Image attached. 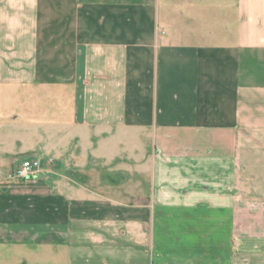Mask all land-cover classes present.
<instances>
[{
	"label": "crops",
	"instance_id": "0c3cea01",
	"mask_svg": "<svg viewBox=\"0 0 264 264\" xmlns=\"http://www.w3.org/2000/svg\"><path fill=\"white\" fill-rule=\"evenodd\" d=\"M2 87L54 95L56 154L0 188V256L264 264V0H0Z\"/></svg>",
	"mask_w": 264,
	"mask_h": 264
},
{
	"label": "rangeland",
	"instance_id": "374dc122",
	"mask_svg": "<svg viewBox=\"0 0 264 264\" xmlns=\"http://www.w3.org/2000/svg\"><path fill=\"white\" fill-rule=\"evenodd\" d=\"M52 96L54 95L51 93L48 94L45 90L40 89L0 88V188L11 184V182H21L19 180H13L10 176L20 167L22 162L37 159L43 165L45 161L53 158L56 154L51 148L53 140V137L51 138V131L53 127L49 126L47 118L48 111L45 110L46 104H52L51 99L54 98ZM20 104H24V106ZM69 145L66 143V146ZM141 145L142 148L140 150L143 153H149L151 144L146 142ZM126 146L128 145L125 144L120 149L119 146L117 147L120 151V165L123 164L121 167L132 169L136 168L137 165L143 166L146 175H136L134 181L137 186L140 185V181L147 183L150 178L147 173L151 169V161L136 157L134 163L130 161L125 162L122 158H128L126 157ZM84 147L87 148L88 145L84 144L83 149ZM40 148H42V152L38 153ZM140 150L136 149V156H139ZM34 155L37 158H31ZM108 163L110 162L106 164ZM108 175H110V172ZM110 177H113V175ZM39 181L44 184L47 181V177L40 175ZM179 185H182V187L188 186V184L184 183ZM137 191L139 190L137 189ZM188 200H195V197H188ZM29 252L31 253L30 250ZM30 253L28 255L24 254L23 260L18 264H33L34 262L31 260L32 256ZM14 257V251H4V255L0 256V260H2L0 264H15ZM43 261V264H48L47 260Z\"/></svg>",
	"mask_w": 264,
	"mask_h": 264
},
{
	"label": "built area",
	"instance_id": "2783aa9c",
	"mask_svg": "<svg viewBox=\"0 0 264 264\" xmlns=\"http://www.w3.org/2000/svg\"><path fill=\"white\" fill-rule=\"evenodd\" d=\"M42 164L37 159L26 160L21 163L20 167L10 176L13 180L33 181L41 171Z\"/></svg>",
	"mask_w": 264,
	"mask_h": 264
}]
</instances>
